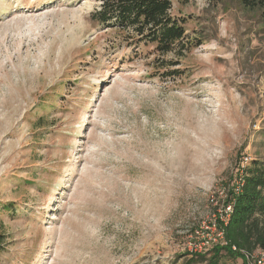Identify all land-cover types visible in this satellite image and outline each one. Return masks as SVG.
<instances>
[{"label": "rangeland", "instance_id": "rangeland-1", "mask_svg": "<svg viewBox=\"0 0 264 264\" xmlns=\"http://www.w3.org/2000/svg\"><path fill=\"white\" fill-rule=\"evenodd\" d=\"M99 3L0 0V264H184L264 158L256 11L172 0L191 49L160 54Z\"/></svg>", "mask_w": 264, "mask_h": 264}, {"label": "trees", "instance_id": "trees-1", "mask_svg": "<svg viewBox=\"0 0 264 264\" xmlns=\"http://www.w3.org/2000/svg\"><path fill=\"white\" fill-rule=\"evenodd\" d=\"M91 20L103 28L124 30L129 43L152 45L155 52L183 53L191 46L186 41L185 19L172 15V0H99ZM249 10H254L264 25V0H239ZM175 73V71H174ZM231 178L223 206L230 205L231 212L223 228V241L210 250L189 254L184 264H245L244 254L256 249L264 251V158H257L243 165L237 163ZM240 188L231 187L237 180ZM6 236L0 221V252ZM241 258L242 262L236 259Z\"/></svg>", "mask_w": 264, "mask_h": 264}, {"label": "built area", "instance_id": "built-area-1", "mask_svg": "<svg viewBox=\"0 0 264 264\" xmlns=\"http://www.w3.org/2000/svg\"><path fill=\"white\" fill-rule=\"evenodd\" d=\"M247 157L243 158V164L248 162ZM241 182L236 188L238 190L240 188ZM231 212V206H223V213L220 217L214 218V220L210 223L214 234L211 236V243H218L222 242L223 239V228L222 225H225L228 221L229 215ZM244 259L246 260L247 264H264V251L256 249L251 254H244Z\"/></svg>", "mask_w": 264, "mask_h": 264}]
</instances>
